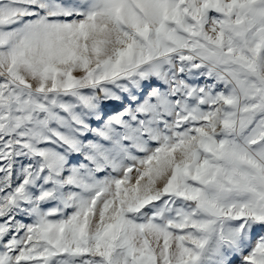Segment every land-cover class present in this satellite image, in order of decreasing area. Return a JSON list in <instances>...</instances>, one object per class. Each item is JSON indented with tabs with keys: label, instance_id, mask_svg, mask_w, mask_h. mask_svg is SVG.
<instances>
[{
	"label": "snow or ice",
	"instance_id": "snow-or-ice-1",
	"mask_svg": "<svg viewBox=\"0 0 264 264\" xmlns=\"http://www.w3.org/2000/svg\"><path fill=\"white\" fill-rule=\"evenodd\" d=\"M0 264H264V0H0Z\"/></svg>",
	"mask_w": 264,
	"mask_h": 264
}]
</instances>
